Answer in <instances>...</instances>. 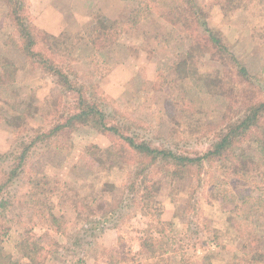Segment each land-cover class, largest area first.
<instances>
[{"label": "rangeland", "instance_id": "rangeland-1", "mask_svg": "<svg viewBox=\"0 0 264 264\" xmlns=\"http://www.w3.org/2000/svg\"><path fill=\"white\" fill-rule=\"evenodd\" d=\"M151 1L27 0L25 23L40 36L34 52H48L71 79L98 95L109 114H120L117 120L127 123L129 134L186 153L204 152L220 130L221 121L243 112L246 82L236 78L234 68L226 66L229 63L217 61L207 46L198 50L201 55L192 68H177L192 41L183 24L169 23L150 7ZM193 1L203 21L223 34L230 52L262 87L263 94L258 92L257 96L264 98V8L259 0L233 13L222 9L223 0ZM138 9L144 17L135 27H124L114 43L97 48L94 40L102 24L126 23ZM9 14L10 8L0 0V167L5 170L22 151V143L69 116L77 100L76 93L61 87L56 75L38 66L39 59L35 66L25 56L21 46L26 36ZM21 117L24 122L23 118L17 120ZM47 146L36 144L24 173L11 189L18 201L8 212L1 233L3 247L13 262L34 264L17 248L27 238V230L46 247L42 254L48 264L147 262L134 255L138 251L136 239L146 223L135 217L140 210L125 211L130 203L125 184L133 158L115 170L110 169L109 161L105 165L97 161V147L106 151L111 146H124L123 141L111 132L83 126ZM244 148L261 163L253 142H246ZM152 176L160 182L154 213L168 224L170 245L175 240V251L159 264H202L201 258L210 252L212 264H227L242 244L231 225V205L211 193V182L198 183L170 170L156 169ZM37 178H44L54 190L41 197L48 208L38 207V216L31 210L34 205L27 202ZM191 193L199 202L198 212L187 210ZM120 204L126 206L122 221L111 214ZM50 208L63 224V231L53 229L44 217ZM42 212L45 215L39 217ZM257 231L264 246V212L257 220Z\"/></svg>", "mask_w": 264, "mask_h": 264}, {"label": "trees", "instance_id": "trees-1", "mask_svg": "<svg viewBox=\"0 0 264 264\" xmlns=\"http://www.w3.org/2000/svg\"><path fill=\"white\" fill-rule=\"evenodd\" d=\"M4 1L10 8L9 16L21 26V31L26 36L25 43L21 46L25 56L34 64L39 59L38 66L56 75L61 87L76 93L77 100L76 108L69 116L62 117V120L53 125L50 130L38 132L30 142L22 143V151L14 155L13 163L8 170L0 167V264H15L13 256L3 247L1 231L8 212L18 201L14 198L11 189L15 180L24 173L29 154L36 144L42 142L52 147L54 139L69 136L72 131L83 126H91L102 132H111L123 141L124 146H111L106 151H101L97 147L99 163L105 165L106 161H109L110 169L115 170L122 167L130 157L133 158L132 171L125 184L126 200L130 201L125 211L128 214L132 210H140L135 217L146 223L141 237L136 239L138 251H135L134 255L140 256L147 262L138 261L136 264H159L164 261L168 253L175 251L172 246L175 240H172V245H170L172 237L166 232L168 224L161 220L159 213L156 216L154 213L156 211L153 209L155 195L160 189V182L154 180L152 176L156 169L161 172L169 170L182 172L198 183L211 182V193L218 196L222 202L231 205L233 216L231 225L242 239L239 251L229 256L227 264H264V246L257 231V220L264 212V98L257 96L258 92L263 94V89L253 82L247 68L230 52V47L226 44L223 34L203 21L197 11L196 3L193 0H152L150 3V7L169 23L183 24L188 38L192 41L186 53L181 55L176 65L177 68L185 69L189 66L192 68L195 58L201 55L198 50L207 46L217 61L225 65L229 63L226 66L234 68L236 78L246 82V87L243 88L244 95H242L244 98L243 112L221 121L220 130L216 132L204 152L186 153L184 150L155 143L153 140L140 138L136 134H129L127 123L122 124L120 120H117L120 114L116 112L109 114L104 109L103 101L98 95L96 97V94L89 93L85 86L71 79L70 74L48 56V52L44 51L45 54L34 52L33 48L39 43L40 36L34 34L35 29L32 25L25 23L28 20L27 0ZM252 1L223 0L221 6L223 10L233 13L252 4ZM259 3V6L264 8V0H259ZM140 11V9L135 11L126 23L114 22L110 26L102 24L97 39L94 40L97 48L114 43L124 27H135L144 17ZM47 39L51 38L47 37ZM223 87L225 89L227 85ZM230 110L232 111V108H229ZM17 120L24 122L25 118L21 117ZM16 123L14 121L13 125ZM249 141L256 145L263 159L261 163L256 162L254 157L246 152L244 145ZM44 182V178H37L27 195V202L29 205H34L31 210H35L37 216L38 207H47L41 197L54 191L49 189L48 184ZM18 203L22 204L21 201ZM121 205L111 210L113 216L121 217L119 221H122L125 216L122 211L126 206ZM198 205L199 202L194 200L191 193L187 199V210L198 212ZM44 215L42 212L39 217ZM44 217L49 218L53 229L63 231V224L55 217L51 208L50 214ZM116 226L119 227V225ZM207 231H209L208 227ZM26 234L27 238L25 237L17 245L19 253L34 264H48L46 260L48 258L42 254L46 252V247L42 246L37 241V236L31 235L29 230ZM197 235H200V231ZM50 243L53 246L56 244L53 240ZM212 260L211 252L201 258L202 264H212ZM112 264L116 263L113 261Z\"/></svg>", "mask_w": 264, "mask_h": 264}]
</instances>
